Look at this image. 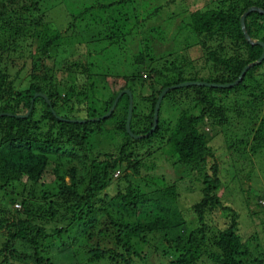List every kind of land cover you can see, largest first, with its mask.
Here are the masks:
<instances>
[{
  "label": "trees",
  "instance_id": "obj_1",
  "mask_svg": "<svg viewBox=\"0 0 264 264\" xmlns=\"http://www.w3.org/2000/svg\"><path fill=\"white\" fill-rule=\"evenodd\" d=\"M249 7L264 11V0H220L217 9L202 8L183 16L180 28H185L208 51L205 60L212 62L214 74L207 81L187 78L181 66L162 65L121 77L115 75L109 97L107 93L97 97L93 83L86 87L87 92L83 91L85 75L73 71L74 77L70 76L65 59L51 66L45 63L49 53L60 46L61 36L56 31L38 29L42 21L38 0H0V113L10 114L0 117V193L7 202L6 207L0 202V264H16L8 261L12 257L16 261L22 258L34 264H51V258L58 254H70L71 259L82 264L103 260L108 264H147L145 248L167 264H245L246 257L251 259L249 264H256L237 232L235 212L230 207H223L230 216L216 234L205 223L206 216L222 207L217 196L220 170L208 141L221 135L222 126L232 125L226 105L216 95L228 98L239 88L245 89V79L264 64V58L249 67L230 88L193 85L168 89L159 104L155 129L148 133L154 103L164 88L187 81L231 83L245 65L259 57L261 47L246 41L240 29L239 18ZM243 23L250 40L264 44V14L250 11ZM28 35L37 43L26 56L20 50ZM215 38L217 42L211 48L204 43ZM132 64L142 65V56L133 57ZM13 65L17 67V78L26 70L23 88L13 87ZM72 66L77 68L75 63ZM143 86L147 90L145 95L140 94V101L148 103L149 111L143 113L131 103L129 120L130 132L140 138L125 131L126 94L117 99L108 117L92 120L106 113L119 91L128 89L132 98L135 88L141 90ZM35 93L43 94L48 104L41 97L31 103ZM187 93L191 98L182 101L185 109L179 110L175 122L167 125L160 115L162 100L175 104L171 107L175 110ZM261 96L252 95L247 107L249 114L259 118L249 133L252 138L248 157L252 159L264 149V92ZM193 110H197L196 114ZM106 119L117 122L114 131L122 135V143L110 152L93 155L88 140L100 131ZM157 136L163 143L157 142L155 147L153 140ZM142 149L148 159L158 151L168 160L175 157L184 171H193L194 179H185L186 174L182 184L186 182L188 192L198 191L199 197L184 211L176 201L181 192L177 181L163 173L155 177L140 173L142 157L138 152ZM227 149L235 151L236 145L229 141ZM63 157L68 158L65 163ZM112 181L116 192L113 202H109L111 197L104 191ZM13 204L18 208L12 209ZM145 213L149 215L147 221L135 219ZM187 216L196 221L193 226ZM47 222L48 230L44 225ZM16 241L29 244L32 253L18 254L13 249ZM83 244L87 249L81 247Z\"/></svg>",
  "mask_w": 264,
  "mask_h": 264
},
{
  "label": "rangeland",
  "instance_id": "obj_2",
  "mask_svg": "<svg viewBox=\"0 0 264 264\" xmlns=\"http://www.w3.org/2000/svg\"><path fill=\"white\" fill-rule=\"evenodd\" d=\"M219 5L220 0H38V12L42 17L38 29H46L49 33L56 31L61 36L60 46L49 53L50 58L45 63L51 66L53 63H60V60L65 59L69 71L72 72L70 76L74 77L75 72L85 75L83 91L87 92L86 87L93 83L97 97L104 93H107V97H109L112 91L110 83L115 75L121 77L132 71L160 68L162 65L181 66L183 74L187 78L194 76L207 81L214 74L211 68L212 62L205 60L208 51L198 44L197 38L187 32L185 28H180L179 25L187 12L202 8L204 10L217 9ZM85 7L88 9L84 10ZM29 30L32 31V29ZM192 38L193 40H190ZM215 42H217L216 38L206 39L204 43L211 48ZM36 43V40L28 35L22 43L20 52L28 56L27 51L32 52ZM230 50L231 47L226 49L228 55ZM139 55L142 56L143 64L133 65V57ZM16 57L17 53L14 55V62L17 66ZM73 63L77 65V68L72 66ZM14 65L12 73H16V76L13 79V87L23 88L26 84V70L20 72L17 78V67ZM140 75L144 77L143 73ZM105 80L106 82H104ZM118 82L122 81L118 80ZM244 85L245 89L239 88L237 93L229 95L228 98L216 95V98L226 105V115L231 119L232 125L222 126L223 131L219 133L221 135L208 141L211 151L213 150L215 163L220 170L217 196L220 198L222 207L206 216L205 223L208 229L216 234L217 229H223L227 225L230 216L223 207H230L235 212L237 232L241 240L245 242L249 256L252 253L251 257L255 259L256 264H264V210H262L264 206V149L253 155L254 159L248 157L250 139L252 138L249 133L257 126L256 120L259 118H255L256 114L247 112L248 105L252 103L251 96H261V93L264 92V64L255 70L251 77L245 79ZM146 90L145 86L141 90L135 88L131 98V103L143 113L149 111L148 103L140 101V94L145 95ZM189 98L191 96L187 93L179 100L182 102ZM172 106L175 104L167 99L162 100L160 105V115L165 122L167 121V125L175 122V114L179 110L185 109L186 104L180 103L177 110H173ZM193 111L196 114L197 110ZM230 114L232 116H229ZM113 119L116 120V117ZM113 119H106L99 126L100 131L94 132L89 138L88 146L90 150L92 149L91 154L110 152L113 148L121 145L122 135L114 131L117 122ZM159 137L157 136V139L153 140L155 147L158 146L157 142L163 143ZM229 141L236 145L235 151L227 149ZM229 151L234 154H229ZM157 152H154V158L150 159H148L146 150L142 149L138 152L142 157L140 158L142 159L140 173L153 177L163 173L169 179L177 181L181 192L176 201L179 209L184 211L199 197L198 191L188 192L184 186L186 182L182 184V178L186 174L188 177L185 179H194L193 171L187 169L184 171L181 165L176 164L175 157L168 160L167 156ZM79 154L83 153L79 152ZM65 159L68 158L63 157V163H65ZM239 159L241 163L237 161ZM245 160L250 162L243 164ZM151 163L152 168H148ZM206 169L209 173L208 165ZM104 192L108 197H111L108 201L113 202V195L116 192L115 181L110 182ZM191 193H193L192 197ZM5 200L4 193L1 192L0 202L6 207ZM11 208L13 209V205ZM135 219L147 221L149 215L145 213ZM186 220L190 226L196 223L191 216H187ZM44 225L48 230L50 222ZM251 237L253 238L251 239ZM249 238L250 240H248ZM1 241L0 237V244ZM81 247L87 249L85 244ZM13 249L20 255L32 253L29 244L20 241L14 242ZM145 249L148 254L147 264H167L158 255L151 253L147 248ZM145 249L144 252H146ZM13 259L15 258L12 257L8 261L16 264H34L24 261L22 258H18L17 261ZM243 261L245 264H249L251 259L246 257ZM51 264H82V262L71 259L70 254L69 256L58 254L51 258ZM87 264H108V260Z\"/></svg>",
  "mask_w": 264,
  "mask_h": 264
},
{
  "label": "water",
  "instance_id": "obj_3",
  "mask_svg": "<svg viewBox=\"0 0 264 264\" xmlns=\"http://www.w3.org/2000/svg\"><path fill=\"white\" fill-rule=\"evenodd\" d=\"M250 11H256V12H259L261 14H264V11L261 10V9H258L256 7H249V8H247L244 11V13L239 18L240 29H241V31L243 33V36H244L245 40L248 41L250 44L258 45V46L261 47V53H260L259 57L255 61H253V62L245 65L241 69L238 77L233 82H231V83H226V84H213V83H207V82H201V81H187V82H183V83H179V84L173 85V86L168 87V88H164L159 93V95L157 96L156 101L154 103L153 113H152V126H151L150 130L148 131V133H151L155 129V126L157 124V113H158L159 104H160V101H161L162 96L164 95V93L168 89H175V88H180L182 86H193V85L205 86V87H213V88H230V87H232V86H234V85H236L238 83V81L242 78L243 74L245 73V71L249 67L254 66V65H257L258 63H260L262 61V59L264 58V44L262 42H259V41H252V40H250V38L248 37V35L245 33V29H244V23H243L244 17ZM122 94H126L128 96V99H129L128 100V105H127V113H126V119H125V126H124L125 127V130L128 133V135L132 136L133 138H140L141 136H139V135L134 136L130 132V130H129V120H130V112H131V94L126 89H123V90L119 91L116 94L114 100L112 101L111 106H110V109L108 111H106V113H104L103 115L99 116L98 118H95V120L104 119L105 117H108L110 115V113H111V110H113V107L115 106L117 99ZM35 97H41V98L45 99V101L48 104V100L41 93H35V94H33V97H32V99L30 101L31 103L33 102V99ZM50 110L54 114V111L52 109H50ZM28 112H29V109L23 115V117L26 116ZM3 115H10V114L0 113V117L3 116ZM57 118H59V117H57ZM59 119H61V118H59ZM92 120H94V119H92ZM70 121H72V120H70ZM75 121L76 122H85L84 120H75Z\"/></svg>",
  "mask_w": 264,
  "mask_h": 264
},
{
  "label": "built area",
  "instance_id": "obj_4",
  "mask_svg": "<svg viewBox=\"0 0 264 264\" xmlns=\"http://www.w3.org/2000/svg\"><path fill=\"white\" fill-rule=\"evenodd\" d=\"M15 208H18V205H14Z\"/></svg>",
  "mask_w": 264,
  "mask_h": 264
},
{
  "label": "clouds",
  "instance_id": "obj_5",
  "mask_svg": "<svg viewBox=\"0 0 264 264\" xmlns=\"http://www.w3.org/2000/svg\"><path fill=\"white\" fill-rule=\"evenodd\" d=\"M14 205H17V204H13V208H15Z\"/></svg>",
  "mask_w": 264,
  "mask_h": 264
}]
</instances>
